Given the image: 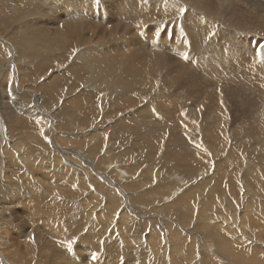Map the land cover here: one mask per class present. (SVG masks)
<instances>
[{"label":"rangeland","instance_id":"rangeland-1","mask_svg":"<svg viewBox=\"0 0 264 264\" xmlns=\"http://www.w3.org/2000/svg\"><path fill=\"white\" fill-rule=\"evenodd\" d=\"M80 15L81 31L65 27ZM61 16L66 21L53 31L61 28L77 43L73 49L19 45L29 23ZM224 16L182 0H0V264H264V116L254 112L264 105V88L207 72L199 79H217L208 93L224 100L215 110L202 105L188 122L159 102L164 76L190 59L185 25L195 18L215 41L237 29ZM244 29L236 36L246 52L250 44L262 54L264 30ZM85 35L96 53L98 44L116 41L101 53L111 63L131 59L137 45L182 56H164L149 87L126 92L76 62ZM233 87H240L236 100L245 101V112L229 99ZM206 115L216 126L203 122ZM244 120L252 134L237 141L232 132ZM206 127L215 137L227 128L221 143Z\"/></svg>","mask_w":264,"mask_h":264},{"label":"bare ground","instance_id":"bare-ground-1","mask_svg":"<svg viewBox=\"0 0 264 264\" xmlns=\"http://www.w3.org/2000/svg\"><path fill=\"white\" fill-rule=\"evenodd\" d=\"M43 1V0H42ZM66 1H72V0H66ZM184 2L185 5L201 11L205 14H207L208 16L212 17V18H218V20H222V16L223 14H225L224 18L227 19L228 17V21L227 23L230 25L233 24L237 27V29H227L224 32H220L221 36L215 40H207L205 39V32L200 28V27H196L194 26V23L196 21V19H190L191 22L187 23L185 25V29H184V33H185V39L188 41L189 45H190V59L186 60L185 64L180 65L177 69H173L170 73L166 74L163 78L162 81V87L164 89L161 88V90H163V93L159 98V102L160 103H164L166 105V109L167 107L172 110V113H176L174 115H176L175 118L180 119L178 121L181 122H188V120L190 118L196 120L198 119L197 117L200 116V114H196L195 110L198 109L202 106V105H206V107L209 110H215L218 108V104L217 101L219 99H223V97H219L218 100L215 102L216 98H211L212 95H210L208 92V87H210L211 85H213V81L216 83V80H211V78H205L204 80L199 79L200 76L205 75V73H211L212 74H216L219 75V77H227V79L232 80L234 82H236V80L238 79L239 81H243L245 80V84L247 83V85H251V83H254L256 85V87H262L261 85H264V54H260L257 50L259 48H257V51L259 54H256L253 49L248 45L247 47V52H246V44H243L240 42L239 38H237L236 34L237 31L241 28H249L251 30L254 31H261V33L264 30V0H182ZM37 2H35L34 4H36ZM33 4V5H34ZM30 5V4H29ZM35 6V5H34ZM38 6V5H37ZM42 6V5H41ZM31 7V6H30ZM35 9V7H33ZM37 8V7H36ZM39 8V7H38ZM225 9V10H224ZM33 11V9H32ZM34 11H39V10H34ZM29 14V13H28ZM32 14V13H31ZM39 14V13H37ZM40 15V14H39ZM38 15V17H39ZM45 15V14H44ZM32 16V15H31ZM34 16V15H33ZM43 16V15H42ZM189 16V15H188ZM38 17L35 18L38 21ZM44 17V16H43ZM29 18V17H28ZM33 18V17H32ZM60 18H62L61 20H65L67 18H65L64 16H61L59 18H56L53 20V18H49L48 20L44 21V22H37L36 19L34 21H36L35 23H29L28 27L26 29V31L21 37V41L19 42V40L16 42H19V45L24 44V47L28 48L29 51L31 52H39L38 50H36L37 47H41L40 50H42V48H44L43 44L45 43V45H49L50 44H58L59 49L62 48H71L73 49L75 47V45L77 44L76 42L72 43L71 41H68V38L66 37V35L62 34L60 35V31L62 32V30L58 29V27L56 28V31H53L54 26H56L57 22H60ZM23 19V18H22ZM42 19V18H40ZM73 19V21H71V23H67L70 26H65L67 29L71 30L72 32L76 31L77 29L81 31L82 29V23L84 22L85 19L80 15L78 17H73L71 18ZM70 19V20H71ZM25 20V19H24ZM29 20V19H28ZM84 20V21H83ZM87 20V19H86ZM22 21V20H21ZM32 21V20H31ZM30 21V22H31ZM66 21V20H65ZM94 21V20H93ZM27 22V21H26ZM68 22V21H67ZM88 22V21H87ZM91 22V21H90ZM89 22V23H90ZM1 23V22H0ZM61 23V22H60ZM85 23V22H84ZM94 23V22H93ZM92 23V25H93ZM23 24V23H22ZM65 24V23H64ZM95 24V23H94ZM118 26L121 27V25L123 24L121 21H118ZM227 24V25H228ZM62 25V24H61ZM85 25V24H84ZM96 25V24H95ZM110 25H114V24H110ZM109 25V26H110ZM94 26V25H93ZM103 26V25H102ZM107 26V25H106ZM117 26V27H118ZM22 27V26H21ZM25 27V26H24ZM63 27V26H62ZM98 27V26H96ZM116 27V28H117ZM91 28V27H90ZM113 28V27H112ZM23 28V30H25ZM55 29V28H54ZM89 29V28H88ZM95 29V27L93 28V30ZM97 29V28H96ZM118 29V28H117ZM244 29V30H245ZM248 29V30H249ZM17 30V29H16ZM19 30V29H18ZM17 30V31H18ZM22 30V29H21ZM22 30V32H23ZM113 30V29H112ZM116 32L113 33L111 35L112 37H115L116 35H118L119 30L114 29ZM113 30V31H114ZM243 30V29H242ZM241 30V31H242ZM64 31V30H63ZM88 31V30H87ZM95 31V30H94ZM99 31V29H98ZM103 31V30H102ZM109 30H107L108 32ZM240 31V30H239ZM238 31V32H239ZM247 31V30H246ZM19 32V31H18ZM101 32V31H99ZM104 32V31H103ZM170 32V31H168ZM174 32V31H173ZM20 33V32H19ZM69 33V32H68ZM85 33V32H84ZM183 33V34H184ZM248 33V32H247ZM259 33V32H258ZM2 34V33H1ZM13 34V33H12ZM71 34V33H70ZM98 34V33H97ZM116 34V35H115ZM20 35V34H19ZM95 35V34H94ZM99 35V34H98ZM254 35V34H253ZM15 36V35H14ZM13 36V37H14ZM69 36V35H68ZM72 36V35H71ZM92 36V35H91ZM104 36V35H103ZM102 38H105L103 37ZM12 37V36H11ZM16 37V36H15ZM18 37V36H17ZM116 38V37H115ZM242 38V37H241ZM12 38H10L11 40ZM14 39V38H13ZM18 39V38H17ZM93 39V38H92ZM92 39H90L89 37H83L82 41L83 43H85V47H82V51L80 52V55L77 57V59L75 58L76 62L81 64L84 67V70L89 74V75H94L98 78H100L101 80H106V79H115L118 81L119 84H121L123 86V88L125 89L126 92H130L133 89H136V85H138L141 88H147L150 86V80L148 76H152L155 69L158 66V62L159 61H163L166 58H163L164 56L170 54L169 57L172 56H176L178 57L179 55H181V52L179 53L176 50L173 49H156L154 47L148 46L147 49L143 46H136L135 47V52H131L132 57L131 59H129L128 61H126L123 64L122 60L118 59L116 56L114 57L116 59V63H111L108 62L104 59V56L101 54L104 51V48L106 46H113L114 44H116V41L114 40L110 42V44H98L100 47L98 49L99 53L96 52H92L88 47V43L92 45V43L94 42ZM78 40H80V38H78ZM112 40V39H111ZM63 43H62V42ZM68 41V42H67ZM242 41V40H241ZM251 41V40H250ZM105 42V41H104ZM224 42L230 47H228L227 52H225L224 50L226 49V46H224ZM247 43V42H246ZM17 44V43H15ZM256 44V43H254ZM219 48L218 49L216 48ZM257 45V44H256ZM43 46V47H42ZM83 46V45H82ZM128 48H130L129 43H127ZM255 46V45H253ZM14 47V46H13ZM36 47V48H35ZM46 47V46H45ZM256 47V46H255ZM259 47V46H258ZM49 48V47H48ZM51 48V47H50ZM53 48V46H52ZM51 48V49H52ZM55 48V47H54ZM39 49V48H38ZM23 50V47H22ZM34 50V51H32ZM46 50V49H44ZM54 50V49H52ZM56 50V49H55ZM54 50V51H55ZM63 50V49H62ZM57 51V50H56ZM59 51V50H58ZM70 51V50H69ZM67 52V51H66ZM6 53V52H5ZM23 53V52H22ZM69 53V52H68ZM30 54V53H29ZM46 54V52H45ZM48 54V53H47ZM27 55V54H26ZM44 55V54H43ZM262 55V58H261ZM4 56V55H3ZM24 56V55H23ZM22 56V57H23ZM39 56V54H38ZM182 56V55H181ZM21 57V56H20ZM41 57V56H40ZM45 57V56H44ZM47 58V57H46ZM44 59V58H43ZM144 62L145 65H144ZM75 65V61L72 62V66ZM2 73V72H1ZM207 75V74H206ZM210 75V76H211ZM216 77V76H215ZM214 77V78H215ZM218 78V77H217ZM251 78V79H250ZM221 79V78H220ZM218 78V80H220ZM250 79V80H249ZM222 80V79H221ZM237 80V82H239ZM224 81V80H223ZM241 81V82H242ZM251 81V83L249 82ZM222 82V81H219ZM227 82V80H226ZM218 84V81H217ZM216 84V87L219 85ZM227 84V83H225ZM244 84V86H245ZM215 85V84H214ZM231 85V84H229ZM228 85V86H229ZM237 85V84H236ZM246 85V86H247ZM249 85V86H250ZM254 85V86H255ZM220 86V85H219ZM243 86V87H244ZM212 87V86H211ZM215 87V88H216ZM222 87L223 86L222 84ZM232 88V86H230ZM138 88V87H137ZM221 88V87H220ZM240 88V87H239ZM237 87H233V93L231 95V97L229 99H232V101H238L239 99L236 100V97L241 96V91L240 89ZM172 89V90H171ZM218 90V89H216ZM228 90V89H227ZM141 91V90H140ZM213 91V89H212ZM223 91V90H220ZM228 91H231L230 89ZM131 92V94H132ZM162 92V91H161ZM227 92V91H226ZM136 93V92H135ZM220 92L216 91V94H218ZM222 93V92H221ZM215 94V92L213 93ZM222 95V94H221ZM229 95V94H226ZM220 96V95H219ZM227 97V96H226ZM225 97V100H226ZM229 97V96H228ZM158 98V97H157ZM228 99V100H229ZM130 100V98L128 99ZM155 101V100H154ZM233 101V104H234ZM158 102V101H157ZM227 102V100H226ZM156 103V102H155ZM260 104V103H259ZM21 105V103H20ZM157 106V104H155ZM164 105V106H165ZM261 105V104H260ZM1 106V105H0ZM22 107V106H21ZM232 107V106H231ZM159 108V107H158ZM157 108V110H158ZM161 108V107H160ZM236 108L238 110H242L245 112V108H246V104L244 100L239 101V103L237 102L236 104ZM262 108V109H261ZM19 109V108H18ZM156 110V108H155ZM161 110V109H159ZM237 110V111H238ZM26 111V109H25ZM162 111V110H161ZM160 111V113H161ZM164 111V108H163ZM167 113V110H165ZM169 111V110H168ZM258 111L263 114L262 116H264V105L260 106V109H256L254 108V112L256 114H258ZM158 112V111H157ZM229 112V111H228ZM165 112H163L164 114ZM169 113H167V117L172 115H168ZM196 114V117H195ZM231 114V112L229 113ZM229 114L226 112L225 116L228 117L229 120ZM10 115V114H9ZM162 115V113L160 114ZM237 115V114H236ZM241 116V115H240ZM166 118V117H164ZM170 118V117H169ZM167 118V119H169ZM173 118V115H172ZM176 120V119H175ZM176 120V121H177ZM212 119V115H206V118L203 119V122L205 124H208L209 126V122L214 123ZM240 120V119H239ZM242 120V119H241ZM249 121L251 119H248ZM248 120L247 123L245 122V120L242 122H238L237 127L238 129H236L235 131H233V137L238 141L241 138V135H243L244 137L247 135H251L252 133H250V128L248 127ZM216 122V121H215ZM230 122V121H229ZM11 123V122H10ZM215 124V123H214ZM211 126H213L211 124ZM216 126V124H215ZM14 127V126H13ZM214 127V126H213ZM212 127V128H213ZM215 128V127H214ZM208 128L206 127V131H208V133L210 134L209 137H212L214 140L217 141V144L221 143L219 138L224 137V129L227 128H223L217 130L218 131V136L215 137L214 133L216 132H212L210 131ZM213 130V129H212ZM226 131V130H225ZM248 131V132H247ZM220 134V136H219ZM256 133H254L255 136ZM12 136V135H11ZM242 136V137H243ZM17 138V137H16ZM247 138V137H246ZM3 139V137H2ZM81 139V138H80ZM228 140V139H227ZM13 143V142H11ZM7 144V143H6ZM29 144V143H28ZM6 146V145H5ZM14 146V145H12ZM25 146V145H24ZM2 147V146H1ZM37 147V146H36ZM6 148V147H5ZM1 149V148H0ZM10 149V148H9ZM2 151V150H1ZM5 152V151H4ZM3 153V152H2ZM17 154V153H16ZM5 159V158H4ZM50 160V159H49ZM29 163V162H28ZM22 164V163H21ZM93 164V163H92ZM13 165V164H12ZM48 165V164H47ZM77 164H75L76 167ZM219 165V164H218ZM249 165V164H248ZM39 166V165H38ZM68 166V165H67ZM73 166V165H72ZM19 167V166H18ZM42 167V166H41ZM57 167V166H56ZM70 167V166H69ZM74 167V166H73ZM82 167V166H81ZM3 168V167H2ZM7 168V167H6ZM23 168V167H22ZM59 168V167H58ZM71 168V167H70ZM13 169V168H12ZM34 169V168H33ZM217 169V168H216ZM7 170V169H6ZM63 170V169H62ZM70 170V169H69ZM75 170V169H74ZM26 171V170H25ZM35 171V170H34ZM198 171V170H197ZM30 172V171H29ZM71 172L73 173V170H71ZM6 173V172H5ZM31 173V172H30ZM248 173V172H247ZM36 174V173H35ZM197 174V173H196ZM219 174V173H218ZM8 175V174H7ZM237 175V174H236ZM21 177V176H20ZM19 177V178H20ZM26 177V176H25ZM24 177V178H25ZM74 177V176H73ZM46 178V177H45ZM70 179H72L70 177ZM41 180V179H40ZM53 180V179H52ZM238 180V179H237ZM26 182V181H25ZM219 182V181H218ZM217 182V183H218ZM6 183V182H5ZM4 183V184H5ZM47 183V182H46ZM31 184V183H30ZM36 184V183H35ZM15 185V184H14ZM32 185V184H31ZM39 185V184H38ZM2 186V185H0ZM6 186V185H5ZM27 186V185H26ZM54 186V185H53ZM52 186V187H53ZM48 187V186H47ZM56 187V186H55ZM28 188V187H27ZM58 188V187H57ZM213 188V187H212ZM211 188V189H212ZM22 189V188H21ZM206 189V188H205ZM28 190V189H27ZM35 190V189H34ZM47 190V189H46ZM53 190V189H52ZM8 191V190H7ZM14 191V190H13ZM33 191V190H32ZM38 191V190H37ZM44 191V190H43ZM216 191V190H215ZM20 193V192H19ZM16 193V194H19ZM32 193V192H31ZM44 193V192H42ZM213 194V193H212ZM9 195V194H8ZM31 195V194H30ZM34 195V194H33ZM36 195V194H35ZM204 195V193H203ZM206 195V194H205ZM211 195V194H210ZM24 197V196H23ZM40 197V196H39ZM34 198V197H33ZM166 200V199H165ZM11 201V200H10ZM39 201V200H38ZM217 204V203H216ZM15 206V205H14ZM13 206V207H14ZM91 206V205H90ZM10 212V211H9ZM38 215V214H37ZM67 216V215H66ZM18 217V216H17ZM54 219V218H53ZM16 221V220H15ZM73 221V220H72ZM59 222V221H58ZM111 222V221H110ZM107 224V223H105ZM48 225L50 226V224L48 223ZM47 225V227H48ZM114 225V224H113ZM45 227V228H47ZM54 228V226H53ZM74 228V227H73ZM34 229V228H33ZM40 229V228H39ZM44 229V227H43ZM59 229V228H58ZM71 229V228H70ZM106 229V228H105ZM28 230V229H27ZM42 230V228H41ZM47 230V229H46ZM44 229V231H46ZM164 230V229H163ZM43 231V232H44ZM47 232V231H46ZM6 234V233H5ZM97 235V234H96ZM103 235V234H102ZM2 236V235H1ZM52 237V235H51ZM210 238V237H209ZM40 239V237H39ZM38 239V240H39ZM211 239V238H210ZM215 239V238H213ZM2 240V238H1ZM92 240V239H91ZM180 240V239H179ZM204 240V239H203ZM16 241V240H15ZM52 241V240H51ZM56 241V240H54ZM94 241V239H93ZM92 241V242H93ZM210 241V240H209ZM3 242V241H1ZM5 242V241H4ZM170 242V241H169ZM207 242V241H206ZM214 242V241H213ZM224 243V242H223ZM3 244V243H2ZM58 244V243H57ZM5 245V243L3 244ZM3 245H0V247H2ZM76 245V244H75ZM180 245V244H179ZM212 245V244H211ZM226 246V245H225ZM183 247V246H182ZM195 247V245H194ZM13 248V247H12ZM5 249V247H4ZM193 249V248H192ZM13 250V249H12ZM18 250V248H17ZM99 250V248H98ZM97 251V250H96ZM176 251H178L176 249ZM90 251H88L89 253ZM95 252V251H94ZM4 253V252H3ZM90 254V253H89ZM91 254H93L91 252ZM177 255V254H176ZM218 255V254H217ZM28 256V255H27ZM79 256V255H78ZM81 256V255H80ZM105 256V255H104ZM91 257V256H90ZM93 257V256H92ZM101 258V257H100ZM169 258V257H168ZM223 259V258H222ZM238 259H240V257H238ZM245 260V258H243ZM95 260V259H94ZM93 260V262H94ZM186 260V259H185ZM191 260L192 257H191ZM248 260V259H247ZM64 261V260H63ZM81 261V260H80ZM237 261V260H236ZM246 261V260H245ZM21 262V261H19ZM79 262V261H78ZM83 262V261H82ZM88 262V261H87ZM1 263V262H0ZM62 263V262H61ZM68 263V262H67ZM89 263V262H88ZM97 263V262H94ZM9 264V263H8ZM11 264V263H10ZM66 264V263H65Z\"/></svg>","mask_w":264,"mask_h":264},{"label":"snow or ice","instance_id":"snow-or-ice-1","mask_svg":"<svg viewBox=\"0 0 264 264\" xmlns=\"http://www.w3.org/2000/svg\"><path fill=\"white\" fill-rule=\"evenodd\" d=\"M179 12H180L181 15H183L186 12V9L180 8ZM76 51H78V50H76ZM261 52L264 53V47L261 48ZM73 54H75V52Z\"/></svg>","mask_w":264,"mask_h":264}]
</instances>
